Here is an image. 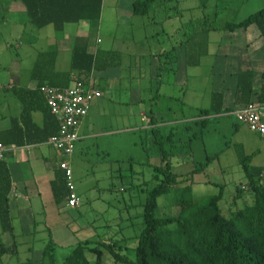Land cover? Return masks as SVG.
<instances>
[{
	"label": "crops",
	"instance_id": "0c3cea01",
	"mask_svg": "<svg viewBox=\"0 0 264 264\" xmlns=\"http://www.w3.org/2000/svg\"><path fill=\"white\" fill-rule=\"evenodd\" d=\"M135 1L103 0L100 21L67 24L63 31H57L52 25L34 26L22 1L0 0V44L12 41L20 28L24 33L30 25L37 28L29 38L31 53H26L25 58L12 59L9 78L0 84V135L6 147L3 160L13 183L10 207L18 251L23 245L34 253L35 239L32 238L41 231L48 236L51 231L58 247L56 227L74 234L62 214L79 216L86 177L94 172L93 165L119 161L113 154L124 132L134 130L147 134L159 128L164 133L170 126L196 121L197 118L185 113L190 97L189 69L203 67L208 56L212 61L213 82L210 105L205 108L211 106L215 93L224 96V109H235L224 114L242 107L236 105V96L240 71L247 68L254 71L252 100H258L264 86V38L256 25L226 31L228 34L221 41L211 42L219 46L215 53H205L199 46L190 48V40L200 31H190L185 17L189 11L186 1L166 0L162 5H157V1L144 16L134 14ZM5 25L4 32L1 27ZM78 39L87 42L89 53L98 60L97 68L87 77L72 69ZM40 56L44 57L45 73L69 74L73 81L84 78L103 94L91 104L80 127L81 139L74 155L68 158L80 197L77 207L68 206V198L57 203L52 190L53 182L64 175L60 164L65 157L49 143L51 129L46 128V99L39 91V81L33 77ZM192 107L195 115L199 109H205ZM93 150H97L98 161L91 160ZM96 199L102 200L101 195ZM36 215L41 217V222H37ZM13 241V236L4 234L1 227L0 243L11 246ZM17 256L6 254L0 260ZM42 259L43 255L41 262Z\"/></svg>",
	"mask_w": 264,
	"mask_h": 264
},
{
	"label": "trees",
	"instance_id": "16d2710c",
	"mask_svg": "<svg viewBox=\"0 0 264 264\" xmlns=\"http://www.w3.org/2000/svg\"><path fill=\"white\" fill-rule=\"evenodd\" d=\"M26 6L31 23L44 28L49 25L55 30L63 31L67 24L81 21L98 22L102 15L103 0H20ZM158 0H136L133 4L135 15H147ZM256 25L264 38V9L253 13L240 22H228L221 31L235 32ZM97 58L88 51V44L78 39L73 50L72 69L89 76L97 68ZM191 64V61H190ZM44 57L40 56L33 71V77L39 81V91L46 85L58 88H69L74 83L69 74L44 72ZM80 81L89 84L84 78ZM254 71L242 69L239 74V87L236 105L243 106L253 101ZM259 103L264 104V86L258 96ZM46 106L48 108L47 102ZM233 110L224 109V96L213 94L209 108L199 109L197 123H206L213 116ZM46 128H50L49 137L58 133L59 125L50 109L46 111ZM190 126V125H189ZM152 144L150 150L161 158V165L155 167L153 186L147 191L144 204V228L138 239L136 260H131L118 242H94L87 240L78 243L71 253L60 263L57 258L58 246L49 231V240L44 249L41 264H92L88 253L96 256L95 264H104L105 250L112 255L115 264H264V168L253 167L252 156L240 154L247 185L254 192V203L237 209L227 217L221 208L225 196V186L221 185L216 195L205 197L200 202L193 199L195 175L207 165L199 163L195 169L177 173L175 159L195 162L192 138L178 136L173 128L170 134H164L159 128H153L146 134ZM3 135H0L3 145ZM22 143V142H21ZM243 146H240L242 148ZM148 151L147 147H145ZM13 183L10 170L3 159H0V223L2 232L13 236V244L6 246L0 243V259L9 254L19 255L18 243L14 236V224L10 207V195ZM57 203L69 197L65 174L59 175L52 184ZM174 194L176 209L173 215H160L159 198ZM245 191L238 189L237 199ZM1 262V260H0Z\"/></svg>",
	"mask_w": 264,
	"mask_h": 264
},
{
	"label": "rangeland",
	"instance_id": "374dc122",
	"mask_svg": "<svg viewBox=\"0 0 264 264\" xmlns=\"http://www.w3.org/2000/svg\"><path fill=\"white\" fill-rule=\"evenodd\" d=\"M165 1L158 0L157 5H162ZM183 1L187 2L189 8L185 17L190 23V31H200L194 39L190 40V48L199 46L205 53L207 51L215 53L218 49L219 46L212 43L226 37L228 33L220 30L226 23L240 22L264 9V0ZM202 26L203 28H200ZM212 28L217 30L214 31ZM1 30L5 32L7 25L1 27ZM32 30L37 28L30 25L26 33L23 28H20L12 41L0 44V51L4 50L0 54V84H4L9 78L11 60L19 56L25 58L26 53H31L29 38ZM26 60L29 59L26 58ZM211 62L208 56L203 67L189 69L190 97L189 106L185 110L189 117L196 118L192 106L205 108L210 105L209 91L213 82ZM194 87L198 89L195 91ZM161 109L164 111L162 107ZM166 112L169 113V111ZM173 128L175 132H178V136L184 139L192 138L195 162H197L194 164L192 160L188 163L182 158L175 159L174 166L177 173L191 171L199 163L207 164L194 178L193 199L196 202L218 194L221 185H224L225 196L221 202V208L225 216L231 217L237 209L254 203V192L247 185V178L240 164L242 153L240 149H243L245 155L252 156L253 167L264 168L263 138L241 123L234 113L212 117L207 121L205 129L202 128V123L189 122L165 128L164 133L170 134ZM150 140L151 138L142 132L126 131L118 139L117 143L120 146L113 154L114 159L119 161L105 166L93 165L94 172L91 171L84 182L86 190L81 199L82 214L80 212L79 216L62 214V218L74 234L69 235L67 230L62 231L56 227V240L60 246L57 250V258L60 263L78 243L87 240L118 242L117 247L120 246L123 253L131 260H136L138 239L144 228L143 213L147 191L153 186L151 182L155 177V167L161 165V158L155 154V151L149 149L152 147ZM242 145L243 147L240 148ZM96 151L93 150L91 153L92 161L99 160ZM80 170L86 172L84 167ZM111 170L113 173H110ZM262 183L264 184V176ZM239 188L243 189L245 194L237 199ZM99 194L102 200L97 201L96 196ZM174 201L173 193L159 198L161 207L159 214H175L177 208L173 205ZM36 217L37 222H41V217L39 215ZM32 239H35L34 253H30L28 247L22 245L19 247V256L8 257L0 264H41L43 251L49 240L48 233L38 232ZM23 240L28 241V239ZM2 241L4 242V239ZM105 251L104 264H115L109 251ZM87 257L92 264H95L96 256L88 253ZM29 258L33 261L28 262Z\"/></svg>",
	"mask_w": 264,
	"mask_h": 264
},
{
	"label": "built area",
	"instance_id": "2783aa9c",
	"mask_svg": "<svg viewBox=\"0 0 264 264\" xmlns=\"http://www.w3.org/2000/svg\"><path fill=\"white\" fill-rule=\"evenodd\" d=\"M42 93L59 125L58 133L50 138L49 143L65 157L60 169L65 174L69 190L67 204L77 207L80 205V197L68 158L74 155L81 139L80 127L89 114L91 104L103 94L93 84H86L78 78L71 87L65 89L46 85L42 88ZM234 114L241 123L264 139V104L253 101L237 109ZM5 152L6 147L0 144V159L4 158Z\"/></svg>",
	"mask_w": 264,
	"mask_h": 264
}]
</instances>
